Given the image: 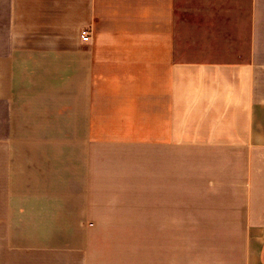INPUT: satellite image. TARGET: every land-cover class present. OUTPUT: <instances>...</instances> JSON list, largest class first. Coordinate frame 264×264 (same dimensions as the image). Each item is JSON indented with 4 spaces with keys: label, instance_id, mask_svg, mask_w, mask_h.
I'll use <instances>...</instances> for the list:
<instances>
[{
    "label": "crops",
    "instance_id": "1",
    "mask_svg": "<svg viewBox=\"0 0 264 264\" xmlns=\"http://www.w3.org/2000/svg\"><path fill=\"white\" fill-rule=\"evenodd\" d=\"M0 264H264V0H0Z\"/></svg>",
    "mask_w": 264,
    "mask_h": 264
},
{
    "label": "rangeland",
    "instance_id": "2",
    "mask_svg": "<svg viewBox=\"0 0 264 264\" xmlns=\"http://www.w3.org/2000/svg\"><path fill=\"white\" fill-rule=\"evenodd\" d=\"M134 171H128V192H133L135 198L132 200H119V206L128 207H142V191H143V177H142V153H134Z\"/></svg>",
    "mask_w": 264,
    "mask_h": 264
},
{
    "label": "built area",
    "instance_id": "3",
    "mask_svg": "<svg viewBox=\"0 0 264 264\" xmlns=\"http://www.w3.org/2000/svg\"><path fill=\"white\" fill-rule=\"evenodd\" d=\"M80 36H81L82 42H88V40H89V32L88 31H82L80 33Z\"/></svg>",
    "mask_w": 264,
    "mask_h": 264
}]
</instances>
